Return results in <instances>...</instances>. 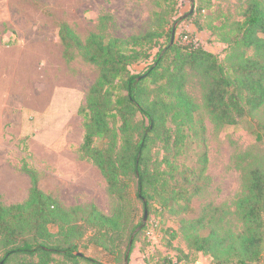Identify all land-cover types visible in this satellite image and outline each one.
<instances>
[{
  "label": "trees",
  "instance_id": "16d2710c",
  "mask_svg": "<svg viewBox=\"0 0 264 264\" xmlns=\"http://www.w3.org/2000/svg\"><path fill=\"white\" fill-rule=\"evenodd\" d=\"M241 15L217 27L226 45L223 62L192 40L178 44L172 27L161 23L127 37L91 32L84 41L67 23L59 24L64 55L72 58L77 51L97 70L77 111L83 126L77 155L97 167L117 205L110 215L93 203L66 207L24 166L26 199L0 202V264H123L143 225L142 219L135 222L134 199L144 211L152 201L167 206V199L189 209L203 188L207 156L200 107L216 125L246 124L255 141L264 142V119L255 117L264 106V0H245ZM149 58L144 71L130 70ZM191 74L199 82L201 105L185 90ZM193 150L196 166L190 167ZM240 156L245 165L238 167L241 186L231 204H207L180 227L193 256H165L156 264H194L198 253L209 255L210 264H264V160ZM168 177L183 182L170 187ZM89 248L102 249L111 261L87 255Z\"/></svg>",
  "mask_w": 264,
  "mask_h": 264
},
{
  "label": "rangeland",
  "instance_id": "374dc122",
  "mask_svg": "<svg viewBox=\"0 0 264 264\" xmlns=\"http://www.w3.org/2000/svg\"><path fill=\"white\" fill-rule=\"evenodd\" d=\"M244 7L245 0H0V202L26 199L30 187L26 166L37 173L39 187L66 207L93 203L110 215L117 205L97 167L77 155L83 134L77 111L85 104L97 70L77 51L72 58L64 55L60 23H67L82 41L91 32L127 37L161 23L172 27L178 44L192 40L223 62L226 45L217 27L241 19ZM150 63L151 58L130 70L142 72ZM185 90L201 105L194 75L187 76ZM200 113L207 156L202 190L191 198L189 209L182 207L183 202L167 199V206H161L152 201L144 221V209L134 199L135 222L142 219L143 225L136 229L123 264H156L165 256L186 254L191 258L193 252L180 231L183 221L198 217L207 204H231L241 186L238 167L245 165L241 154L264 160V142L255 141L246 124L216 125L203 107ZM255 117L264 119V106ZM194 154L193 150L186 161L190 167L196 166ZM153 155L157 156L155 149ZM177 178L168 177L170 187L183 182ZM85 253L111 261L100 248ZM196 256L194 264H210L209 255Z\"/></svg>",
  "mask_w": 264,
  "mask_h": 264
},
{
  "label": "water",
  "instance_id": "95a60500",
  "mask_svg": "<svg viewBox=\"0 0 264 264\" xmlns=\"http://www.w3.org/2000/svg\"><path fill=\"white\" fill-rule=\"evenodd\" d=\"M145 218H146V211H144L143 221L145 220ZM130 244H131V240H130ZM125 264H128V263H125Z\"/></svg>",
  "mask_w": 264,
  "mask_h": 264
},
{
  "label": "built area",
  "instance_id": "2783aa9c",
  "mask_svg": "<svg viewBox=\"0 0 264 264\" xmlns=\"http://www.w3.org/2000/svg\"><path fill=\"white\" fill-rule=\"evenodd\" d=\"M184 38H186V35L184 36ZM176 264H183L182 262H176Z\"/></svg>",
  "mask_w": 264,
  "mask_h": 264
}]
</instances>
